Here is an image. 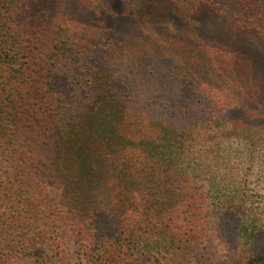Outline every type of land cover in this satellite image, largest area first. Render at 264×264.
I'll return each mask as SVG.
<instances>
[{"label":"rangeland","instance_id":"374dc122","mask_svg":"<svg viewBox=\"0 0 264 264\" xmlns=\"http://www.w3.org/2000/svg\"><path fill=\"white\" fill-rule=\"evenodd\" d=\"M53 2L65 48L53 66L65 75L44 80L51 86L34 98L40 122L64 113L69 128L43 133L37 181L48 205L70 210L40 225L48 246L33 261L244 264L264 256V0ZM100 90L132 105L118 133L151 143L148 164L161 156L158 172L143 182L141 235L132 231L140 217L122 216L134 206L117 189L93 193L94 206H82L86 190L70 193L82 159L67 162L51 139V132L94 133L86 119ZM42 101L51 104L40 111ZM80 123L87 129H77ZM184 212L203 215L194 235L190 227L180 231ZM21 231L29 232L13 234Z\"/></svg>","mask_w":264,"mask_h":264},{"label":"trees","instance_id":"16d2710c","mask_svg":"<svg viewBox=\"0 0 264 264\" xmlns=\"http://www.w3.org/2000/svg\"><path fill=\"white\" fill-rule=\"evenodd\" d=\"M53 1L0 0V264H37L32 255L39 249L46 252L45 247L48 246L47 236L40 230V225L46 220L62 219L64 212L70 210L66 204L48 205L46 190L37 181L38 148L42 137L48 136L43 133L55 127L69 128L64 113L60 114V120L44 116L43 122H40L34 98L35 94L45 93L51 86L44 80L65 75V69L58 71L53 66L60 64L61 52L65 51L60 33L63 28L53 21V13L50 12ZM42 7L48 11H40ZM56 72L59 75L53 76ZM98 94L100 99L94 100V103L99 105L86 119V126L95 129L94 133L76 130L72 132L71 139L67 134L51 132V139L67 162L77 157L82 159L74 177L77 185L70 187L71 194L77 192L79 196V188L86 190L88 196L117 189L134 206L133 210H127L122 216H130L134 212L139 216L141 211L137 209L144 210L146 204L143 201V182L148 174L158 172L161 156L148 164L149 147L146 146H151V143L143 140L134 143L118 133L117 126L124 121L132 107L129 102H123L120 106L112 97L101 96V90ZM50 104L42 101L39 110L44 109L43 105ZM142 105L144 102L141 101L133 108L138 112ZM86 126L80 123L76 128L87 129ZM113 148L118 152L115 155ZM136 152L141 162L124 160L127 154ZM90 196L85 197L82 206H94ZM140 199L142 205L137 204ZM202 216L192 212L181 214L178 219L180 231L190 227V233L194 235V230L204 222ZM139 217V221L135 222L139 228L132 230L136 235H141L142 231L143 216ZM36 226L38 232L34 229ZM72 227L74 231L78 228L76 225ZM21 228L29 232L25 234L21 231L19 236L13 234ZM30 232L36 238L29 237ZM54 237V242L61 238L59 233ZM114 253L109 258L112 263L117 260ZM244 264H264V256L254 257Z\"/></svg>","mask_w":264,"mask_h":264}]
</instances>
